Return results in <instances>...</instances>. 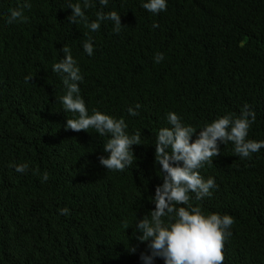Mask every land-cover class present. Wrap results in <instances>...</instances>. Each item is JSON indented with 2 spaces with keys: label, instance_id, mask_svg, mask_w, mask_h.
I'll use <instances>...</instances> for the list:
<instances>
[{
  "label": "trees",
  "instance_id": "trees-1",
  "mask_svg": "<svg viewBox=\"0 0 264 264\" xmlns=\"http://www.w3.org/2000/svg\"><path fill=\"white\" fill-rule=\"evenodd\" d=\"M21 4L0 0V264H142L150 249L135 222L155 208L163 182L155 143L158 130L171 127L167 114L198 132L220 116H239L247 103L256 119L246 139L264 140V0H168L158 14L143 0H95L85 9L89 21L101 8L119 12V33L110 20L95 32L71 23L68 0H31L26 19L8 24ZM90 37L101 56L84 54ZM64 45L84 75L89 113L123 117L130 135L141 132L136 160L124 170L97 163L94 152L108 136L65 127L75 117L63 109L65 87L52 70ZM158 51L165 58L155 63ZM137 103L133 116L128 107ZM220 149L199 169L217 187L202 200L191 193L190 203L234 217L223 264H264V148L250 158L231 141ZM13 162L30 168L17 172Z\"/></svg>",
  "mask_w": 264,
  "mask_h": 264
},
{
  "label": "clouds",
  "instance_id": "clouds-1",
  "mask_svg": "<svg viewBox=\"0 0 264 264\" xmlns=\"http://www.w3.org/2000/svg\"><path fill=\"white\" fill-rule=\"evenodd\" d=\"M99 3L107 6L109 0H99ZM167 4L168 0H143L142 6L158 14L166 11ZM31 6V0H22L20 6L9 10L6 22L12 24L26 19L23 11ZM94 6L95 0H68L67 7L72 9L68 20L73 24L84 21L93 32L100 29L102 21H112V30L116 33L125 26L121 23L119 12H105L103 8L96 12L95 20L89 21L85 9ZM156 27L159 25L154 23L153 28ZM82 47L86 55H102L94 49L91 37L84 41ZM62 51L64 57L53 64L52 70L61 76L65 87V93L59 98L63 109L75 117L67 118L65 127L76 131L92 128L98 134L108 136L105 145L94 152L97 163L100 168L124 170L133 164L134 158L136 160L133 145L140 144L141 132L138 130L130 135L123 117L116 118L98 109L89 113L81 95L80 82L84 80L81 68L70 47L64 45ZM164 58L165 54L158 51L154 55V62L160 63ZM141 107L139 103L134 107L129 106L128 112L133 116L139 115ZM255 119V111L246 103L239 116L231 113L220 116L197 132V128L186 125L176 112L167 114L171 127H161L155 143L156 162L160 165L163 182L155 189L152 200L155 208L135 222L138 239L148 242L150 249L149 253H141L142 264H155L157 257L162 258L164 264H223L222 249L224 241L232 235L234 217L215 212L206 215L199 206L190 203L191 193H195L196 200H202L211 196V189L217 187L215 178L210 176L205 179L199 169L205 162L213 164L212 158L221 152V143L226 145L229 141L233 142L234 150L241 158H250L264 148V140L246 139ZM11 166L20 173H26L30 168L27 162H13ZM48 179L49 174L44 172L42 181ZM59 211L66 215L70 209L65 206ZM124 226L129 228L127 221H124Z\"/></svg>",
  "mask_w": 264,
  "mask_h": 264
}]
</instances>
